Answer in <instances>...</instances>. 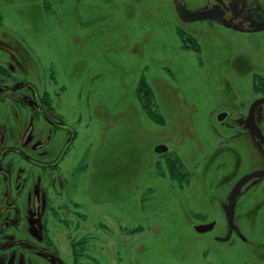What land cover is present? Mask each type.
Here are the masks:
<instances>
[{"label":"rangeland","instance_id":"374dc122","mask_svg":"<svg viewBox=\"0 0 264 264\" xmlns=\"http://www.w3.org/2000/svg\"><path fill=\"white\" fill-rule=\"evenodd\" d=\"M177 1L0 0V264H264V38Z\"/></svg>","mask_w":264,"mask_h":264},{"label":"flooded vegetation","instance_id":"af4514ba","mask_svg":"<svg viewBox=\"0 0 264 264\" xmlns=\"http://www.w3.org/2000/svg\"><path fill=\"white\" fill-rule=\"evenodd\" d=\"M179 5H181L186 12L205 11V12L210 14V17L208 19H204V20H200V21H196V22H187L181 16V12H180V9L178 7ZM242 5H243V8L246 7L247 2L245 0H243ZM243 8L242 9L232 8L231 9L227 6V4L225 3L224 0H206L203 4L200 5V7H197L195 9L194 8L190 9V8L186 7L182 3V1L181 2L177 1V3H176L177 16L180 19V21L183 22L186 26L198 25L197 23H201V24H204V25L209 26V27H213V26L215 27L216 26V27H219L221 29L231 31V34H236L238 36L241 35L243 37H257V35L261 34L262 37L264 38V8H262V7L261 8H252V9L248 10L246 13H244ZM201 24H199V25H201ZM244 72L246 74H250L249 73L250 71H244ZM252 73H253V75H255L257 77L264 79L262 76H259L258 75L259 73H257V72H252ZM262 99H264V95L262 97L257 98L255 101L252 102V104L250 105L248 112H247V118H246L245 124H246L247 130L248 131L250 130V132H252V136H254V140L257 141V143L264 149V144L261 143V141L259 139V135L255 131V129L252 126L250 119H249V111H250L251 106L256 101L262 100ZM260 105H264V102L255 107V109L253 111V122H254L255 126L257 127L260 135L264 138V132H263L264 128L262 126L261 127L259 126V124L256 122V118H255L257 108ZM225 117H226L225 113H219L216 116V120L218 122H222ZM168 151H169L168 147L163 145V144L157 145V147L155 149V152L158 155H165L166 153H168ZM262 170H264V168L259 170V171H262ZM259 171H255L252 173H256ZM252 173H249V174H252ZM258 179H261V178H254L252 180H258ZM252 180H249L248 182H250ZM248 182H246L244 185H246ZM237 183H238V181L232 186V188L230 189V193ZM244 185L240 189H242L244 187ZM239 191L236 195L235 202H236L237 196L239 194ZM230 193L228 195V198L230 196ZM227 202H228V200H227ZM226 213H227V211H226ZM194 231H195V229H194ZM232 232H236V230H232ZM230 234L228 235V237L230 236Z\"/></svg>","mask_w":264,"mask_h":264},{"label":"water","instance_id":"95a60500","mask_svg":"<svg viewBox=\"0 0 264 264\" xmlns=\"http://www.w3.org/2000/svg\"><path fill=\"white\" fill-rule=\"evenodd\" d=\"M178 7L180 9L182 18L187 22H196V21L208 19L210 17V14L205 12V11L186 12L181 5H179ZM263 102H264V99L258 100L251 106L250 111H249V119H250V122H251L252 126L254 127L255 131L259 135V139H260L261 143L264 144V138L260 135L257 127L255 126V124L253 122V111H254L256 106H258L259 104H261ZM262 177H264V170L246 175L245 177H243L241 180L238 181V183L235 185V187L231 191L230 196L228 198V202H227V221H228V226H229L230 232L232 230H235V226L233 223V216H234L235 198H236L238 191L249 180H252L254 178H262ZM213 226H214V222L206 224V225L196 226L194 229L198 233H205V232L211 230L213 228Z\"/></svg>","mask_w":264,"mask_h":264}]
</instances>
